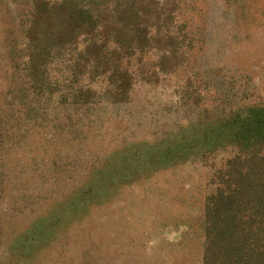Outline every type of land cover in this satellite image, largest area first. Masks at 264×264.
<instances>
[{
  "label": "rangeland",
  "instance_id": "obj_1",
  "mask_svg": "<svg viewBox=\"0 0 264 264\" xmlns=\"http://www.w3.org/2000/svg\"><path fill=\"white\" fill-rule=\"evenodd\" d=\"M61 1L0 0V264H200L234 116L264 107V0H132L149 35L117 47L87 27L106 0L39 31Z\"/></svg>",
  "mask_w": 264,
  "mask_h": 264
},
{
  "label": "trees",
  "instance_id": "obj_2",
  "mask_svg": "<svg viewBox=\"0 0 264 264\" xmlns=\"http://www.w3.org/2000/svg\"><path fill=\"white\" fill-rule=\"evenodd\" d=\"M60 4V15L38 12L35 26L39 29L38 22H46L48 32L55 26L59 34L77 27L81 19L76 1L63 0ZM144 9L132 0H106L100 8L105 19L98 28L92 26L93 14L88 11V31L112 33L116 47L119 41L138 36L145 39L149 35L145 23L149 12ZM232 126V144L238 152L227 162L215 194L207 199L208 217L214 219L206 228L202 264H264V107L236 113Z\"/></svg>",
  "mask_w": 264,
  "mask_h": 264
},
{
  "label": "crops",
  "instance_id": "obj_3",
  "mask_svg": "<svg viewBox=\"0 0 264 264\" xmlns=\"http://www.w3.org/2000/svg\"><path fill=\"white\" fill-rule=\"evenodd\" d=\"M203 255L201 253L200 264H202Z\"/></svg>",
  "mask_w": 264,
  "mask_h": 264
}]
</instances>
